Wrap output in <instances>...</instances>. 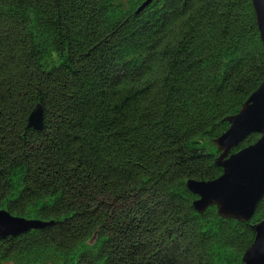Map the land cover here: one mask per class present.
<instances>
[{
    "label": "trees",
    "instance_id": "trees-1",
    "mask_svg": "<svg viewBox=\"0 0 264 264\" xmlns=\"http://www.w3.org/2000/svg\"><path fill=\"white\" fill-rule=\"evenodd\" d=\"M146 1L0 0V209L53 223L0 264H242L264 198L236 222L186 184L264 80L251 0Z\"/></svg>",
    "mask_w": 264,
    "mask_h": 264
},
{
    "label": "water",
    "instance_id": "water-1",
    "mask_svg": "<svg viewBox=\"0 0 264 264\" xmlns=\"http://www.w3.org/2000/svg\"><path fill=\"white\" fill-rule=\"evenodd\" d=\"M259 38L264 49V0H251ZM29 127L42 129L43 111L36 105L30 113ZM227 130L215 141L219 153L215 165L222 174L213 181L186 184L197 197L193 209L199 214L214 207L221 219L248 223L264 198V80L241 106L239 112L226 119ZM258 135L255 143L233 152L250 135ZM52 222L28 221L0 210V239L16 238L32 230H43ZM254 240L245 252L243 264H264V220L252 227Z\"/></svg>",
    "mask_w": 264,
    "mask_h": 264
},
{
    "label": "rangeland",
    "instance_id": "rangeland-1",
    "mask_svg": "<svg viewBox=\"0 0 264 264\" xmlns=\"http://www.w3.org/2000/svg\"><path fill=\"white\" fill-rule=\"evenodd\" d=\"M30 115H31V114H30ZM30 115H29L28 118H27V124H28V125H29V123H28L29 120H28V119H29ZM42 121H43V120H42Z\"/></svg>",
    "mask_w": 264,
    "mask_h": 264
},
{
    "label": "bare ground",
    "instance_id": "bare-ground-1",
    "mask_svg": "<svg viewBox=\"0 0 264 264\" xmlns=\"http://www.w3.org/2000/svg\"><path fill=\"white\" fill-rule=\"evenodd\" d=\"M218 153V152H217ZM219 154V153H218Z\"/></svg>",
    "mask_w": 264,
    "mask_h": 264
}]
</instances>
